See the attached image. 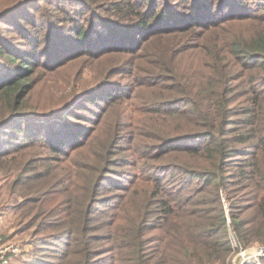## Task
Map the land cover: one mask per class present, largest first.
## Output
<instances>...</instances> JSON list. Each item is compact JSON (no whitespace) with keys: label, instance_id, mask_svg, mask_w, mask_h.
I'll return each mask as SVG.
<instances>
[{"label":"trees","instance_id":"obj_1","mask_svg":"<svg viewBox=\"0 0 264 264\" xmlns=\"http://www.w3.org/2000/svg\"><path fill=\"white\" fill-rule=\"evenodd\" d=\"M44 1L4 0L0 3V173L6 178L14 177L10 190H18L19 196L23 198L20 206L26 212L21 217L27 215V210L40 214L42 219L38 226L48 232L34 242L35 252L30 264H108V261H99L107 251L105 245L98 243L113 241L119 234L115 235L112 231L101 233L104 223L100 226L93 224L92 197L100 188L102 176L99 175H106L107 170L120 166L117 156L123 152L120 143L125 136H117L116 131H111L109 127L102 137L80 131H63L59 123H49L50 126L46 127L48 118L58 117L61 109L40 112L38 109L41 104L33 105L30 102L34 88L30 78L38 64L37 58L44 42L49 37L53 41L65 38L73 43L71 46L77 45L83 50L72 58H81L83 54L89 57L93 55L95 61L112 62L114 67L121 65L123 69L127 63L125 71L114 68V76L126 72L130 85L144 84L148 90L155 91L158 81L154 78L156 72H163L162 82L169 84L163 87L167 98L164 106L183 105L182 111L191 118L188 128L192 129L184 135L168 133L164 139L167 144L188 142L189 145L181 149L171 145L167 152L160 153L157 158H167L169 168L184 172L191 183L194 180L205 181L219 188L225 178L231 175L225 174L230 170L227 168L229 156L246 155L247 148L264 146V128L258 129L255 119V112L259 110L258 95L252 101L253 107L247 111H233L230 115L228 108L241 92L235 85L246 76L241 68L255 70L250 84L264 82V29L248 37L230 34L228 45L219 48L218 44L224 42V39H209V31L218 28L214 21H198L197 17L200 18L201 14L185 13L174 17L168 12V7H163L159 12L147 15L133 0H78L84 7L78 12L79 15L88 11L87 17L79 20L75 12L69 20H61L58 15L55 17L45 12L46 9L41 5ZM32 4L38 6V13L27 11V7L33 10L34 7L29 6ZM54 6L56 10L62 11L60 4ZM187 19L192 23L179 26ZM233 20L236 19L231 16L225 21ZM68 22L71 23L68 30L58 33L57 29L63 24L66 26ZM196 27L202 29L203 33L195 35ZM48 30L55 32L47 33ZM13 32L20 34L23 41L15 43ZM137 52L138 56L133 59L132 56ZM125 53L131 56L127 61H124ZM185 53L189 55L187 65H183L179 58ZM99 84L96 90L110 82ZM257 92L256 86L251 85L244 94L248 96ZM114 96L111 94L104 99L95 97L92 100L94 104L97 99L105 101L96 124L109 126L110 104L116 102ZM115 113L114 123H119V111ZM240 125L245 128L243 133L237 132ZM198 127L202 130L196 129ZM83 137L86 142L80 143ZM94 140L97 143L94 144ZM38 143L57 155H67L68 147L92 146L94 155H91L97 167L91 172L96 174L97 183L95 185L92 182L88 186V180L85 187H80L83 192L92 193V197L74 196L65 191L67 195L62 200L57 199V206L54 207L56 199L49 198L48 191H42V188L55 180L56 173L40 170L37 163L43 162L42 159L29 158ZM177 154L187 157V161H179ZM59 158L53 159L58 161ZM79 176L84 179V175ZM155 184L152 204L162 205V214L170 218L168 220L165 217L162 223L163 237L156 241L159 244L157 252L152 258H147L143 253L138 228L136 231L133 229L143 222L139 213L135 221L129 220L131 230H125L120 235L125 244L116 246L114 264H122L123 260L126 264L225 263L233 248L226 212L223 210L213 214L204 210H183L185 206L200 204L192 197L183 202L175 200L176 195L191 192L190 189L175 193L166 190L164 193L160 191V187L164 190V186ZM132 196L131 191L127 204ZM170 203L175 206L176 212L169 206ZM59 207L58 215L54 216V211ZM141 208L139 204L133 206L132 210L138 213ZM257 208L258 214L253 223L256 228L253 231H240L243 225L231 215L235 237L240 243L243 241L246 245L258 237L264 239V207L262 209L259 205ZM229 209L231 213V203ZM122 212L119 210L117 217ZM105 226L111 225L108 223Z\"/></svg>","mask_w":264,"mask_h":264},{"label":"rangeland","instance_id":"obj_2","mask_svg":"<svg viewBox=\"0 0 264 264\" xmlns=\"http://www.w3.org/2000/svg\"><path fill=\"white\" fill-rule=\"evenodd\" d=\"M3 1L0 0V3ZM133 1L140 5V9L146 12L147 15L153 12L157 13L163 7H168V12H171L174 17L192 13L201 14L200 18L197 17L200 22L210 23L214 21L218 29L209 31L207 35H209L210 40L219 37L224 39H221L224 42L218 44L219 48L228 45L231 41L229 39L230 34L236 33L237 35L242 34L248 37L255 31L264 29V0ZM55 4H60L62 11L56 10ZM41 5L42 8L46 9L45 12L48 15L50 13L55 15V17L58 15L61 20L65 18L69 20V18H72V14L82 11L84 8L78 0H46ZM29 6L34 8L29 10L27 7L28 12L38 13L39 10L36 8L38 7L36 4ZM87 12L80 15L78 13V19L87 17ZM231 16L236 20L226 22L225 20ZM181 23L179 26H185L188 23H192V21L187 19ZM70 24L68 22L66 26L64 24L61 25V28L57 29L58 33L68 30L67 27ZM213 27L211 26V28ZM54 32L55 30L53 32L47 31V33ZM202 33V29L195 28V35ZM12 34L16 36L14 39L15 43L18 44V42L23 41L17 32ZM51 38L49 37L48 41L44 42L45 46H42V52L37 58L38 64L35 65L34 72L30 78L34 87L31 92L30 102L33 105L41 104L38 111L50 112L61 109L58 117L48 118L45 122L46 127L50 126L49 123H59L63 126L61 127L63 131H80L86 134H97L100 137L109 127L111 131H116L117 136H125L120 143L123 152L117 156L120 159L118 161L120 166L117 165L116 168L107 170L106 175H99V177L102 176L100 188L95 191L96 193L93 194V197L92 193H85L80 188L85 187L87 185L85 183L88 180V186L92 182L95 185L97 183L96 174L91 172L92 169L94 171L97 167V163L91 155L92 146H88V148H83L82 146L74 147L73 149L68 147L66 148L67 155L63 153L57 155L38 143V147L34 148L29 154V158L43 160V162L37 163L40 170L56 173L55 180L45 185L43 183L44 186L42 185V191H48L49 198L56 199L55 202L53 201L54 207L57 206V199H64L68 192L79 197L81 195H89L93 199L92 211L93 219H95L93 224L100 226L102 222L104 223L101 233L112 231L115 235L119 234L113 241L98 243L105 245V251H107L99 258V261H108V264L115 263L116 246L125 244V242H122L120 235L125 233V230H131L132 226L129 224V220L135 221L139 213H141L143 222H138L140 223L139 226L133 229L136 231L138 228L139 237L143 243V253L147 258H152L157 252V245L159 244H156V241H160L163 237L162 223L165 217L168 220L170 218L162 214V205L154 206L152 204L151 199H153L152 194L155 190V183L164 186V190L163 187H160V191L164 193L166 190L170 193H175L186 188L190 189L191 192L176 195L175 200L183 202L192 197L193 200H197L200 204L185 206V208H182L183 210L189 212L204 210L211 211L213 214H218L223 210L226 212L231 244L234 241L238 245L234 246L232 244V252L223 264H233L232 261L240 246L243 249L264 248V243H262L264 239L262 237L254 238L255 240L253 239L246 245L243 241L240 243L235 237L231 217L233 215L243 225L239 229L242 232L245 229L253 231L256 228L253 223L260 208L257 207L259 205L262 206V209L264 207V146L247 148L246 155L229 156L227 168L230 170L225 174L231 173V175L225 178L226 180L219 188L209 185L205 181L194 180L191 183V180L184 172L169 168V164L166 162L167 158H157L160 153L167 152L171 145L176 147L175 149H181L182 146L189 145L188 142L167 144L164 139L167 138L168 133L169 135H184V133L192 129L188 128L191 118L182 111L183 105L169 104L164 106L167 98H165L163 87H168L169 84L162 82L163 72H156L154 78H157L158 81L157 87L154 88L155 91L148 90L144 84H142L143 86H139L140 84L138 86L135 84L130 85L126 72H122L119 76H114L112 72L114 68L125 71L127 63H125V68L123 69L121 65L114 67L112 62L95 61L93 55L89 57L83 54L84 56L81 58H72L82 53L83 50L77 45L71 46L73 43L65 38L58 41H53ZM216 41H219V39ZM126 46L131 47V45ZM136 56H138V52L132 58L134 59ZM188 56L185 53L179 57L183 65L188 64ZM124 57V61H127V58L129 59L131 56L129 53H125ZM241 70L246 76L242 82H236L235 84L241 92L236 100L228 105L229 113L232 115L233 111L242 112L249 110L253 107V99L258 95L259 110L255 112V119L258 129L264 128V82L260 81L261 84H250L255 70L242 68ZM103 81L110 82V84L96 90L100 85L99 83ZM251 85H255L258 92L245 96V91H248ZM84 91L88 92L81 94ZM111 94L116 95L114 96L116 102L110 104L109 126L96 124L98 114L101 113V108L105 106V101L97 99L96 104H94L92 100L95 97L104 99L111 96ZM118 111L121 121L114 123L113 118L116 115L115 112ZM242 117L244 116L240 118ZM196 129L202 130L199 127ZM238 129L237 132L243 133L245 128L240 125ZM87 139L89 143V136ZM79 141H81L80 143H85L86 138L83 137ZM93 143L95 144L97 141L94 140ZM92 154L94 155V153ZM54 157L60 158L55 161ZM176 158L182 162L188 159L183 155L178 156V154ZM81 174L84 175V179L79 176ZM13 179L14 177L6 178L0 173V217L2 218L1 224L6 231L3 236L6 241L16 243L21 248L20 252L13 255L12 264H30L35 252L34 242L48 232L38 226L42 219L40 214L27 210V215L21 217L26 210L20 206L23 198L19 196V191L16 190L14 192V190L12 192L10 190ZM131 191L133 196L127 204ZM195 192L198 194H194ZM229 203L233 206L231 213ZM139 204H141L142 208L137 213L132 208ZM169 206L173 211H177L173 204L170 203ZM59 210L60 207L54 211V216L58 215ZM119 210L121 212L126 210V212L120 213L118 218ZM156 216L160 218L157 219L155 218ZM31 218L32 220H30ZM248 222L250 224H244ZM108 223L111 226H105ZM259 238L261 239L258 240ZM48 247L52 246L49 245ZM121 263L126 264L124 260ZM262 264H264V261H262Z\"/></svg>","mask_w":264,"mask_h":264},{"label":"built area","instance_id":"obj_3","mask_svg":"<svg viewBox=\"0 0 264 264\" xmlns=\"http://www.w3.org/2000/svg\"><path fill=\"white\" fill-rule=\"evenodd\" d=\"M234 246L238 244L232 241ZM240 246V245H239ZM21 251L18 244L10 241H4L0 237V264H11L14 254ZM264 261V248L243 249L240 246L238 253L235 255L233 264H262Z\"/></svg>","mask_w":264,"mask_h":264},{"label":"crops","instance_id":"obj_4","mask_svg":"<svg viewBox=\"0 0 264 264\" xmlns=\"http://www.w3.org/2000/svg\"><path fill=\"white\" fill-rule=\"evenodd\" d=\"M1 217H0V237L5 241L6 239H5V237L3 236V234H5V228L2 226V224H1ZM11 242V241H10ZM13 259V258H12ZM11 264H12V261H11Z\"/></svg>","mask_w":264,"mask_h":264}]
</instances>
